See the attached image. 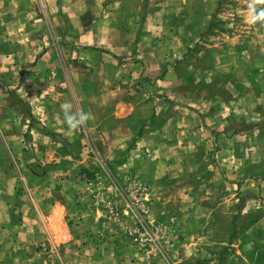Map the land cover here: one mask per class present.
I'll return each instance as SVG.
<instances>
[{"label": "rangeland", "instance_id": "374dc122", "mask_svg": "<svg viewBox=\"0 0 264 264\" xmlns=\"http://www.w3.org/2000/svg\"><path fill=\"white\" fill-rule=\"evenodd\" d=\"M110 1L103 0V3ZM212 3L206 20L212 23V29L206 32L207 25L199 28V34L191 36L183 49H179L176 41H179L176 34H180V29H175L174 23L170 26L164 21L163 25L150 28L156 36L143 46L148 52L144 54L147 59L131 60L128 57L121 60V56L116 58V54L121 53L119 48L117 50L118 44L130 47L132 43L121 45L119 35L123 33V39L129 40L130 31L135 35L139 26L125 28L132 17L121 13L119 20L99 21L100 27L92 28L98 9L94 10L92 0H86V10L81 19L87 26H92L89 32L103 37L104 44L98 48L96 45L99 43H83L76 28L69 33L59 27L51 29L48 26L47 32L53 37L48 50L53 56L37 60L40 67L46 64L45 69L21 77L0 75V84L6 88V91L0 88V101H3L2 97L6 101L0 106V118L11 119L14 113L17 118L15 127L23 147L19 156L21 183H24L23 177L27 181L33 175L34 172H30L32 168L40 173L45 171L42 167L46 164L55 172L57 167L52 165L58 161L60 164V157L66 163L89 167L96 172L98 168L102 169L108 182L112 178L109 169L116 176L123 175L124 169L119 170L117 166H126L125 163L131 162L127 159L144 161L142 163L149 171L156 166L158 169L154 170L164 171V179L167 180L173 179V173L167 175L168 171L180 169L176 178L186 184L202 179L206 169L213 164L241 165L238 178L234 172H230V178L243 182L260 180L255 190V196L260 198L257 204L259 212L243 220L223 222L235 223L234 227H239L241 232L247 231L241 236L242 244L253 246L244 252L246 262L238 264H264V19L253 23L250 15V6L259 12L264 9V0H213ZM115 23L121 27H104V24ZM196 39L198 42L194 43ZM113 45L114 48L111 47ZM180 52H184L181 59L175 60ZM137 54L134 50L133 55ZM28 83L30 92L19 93L14 89ZM62 99L72 105L67 110L71 115H87L83 132L87 135L89 129L92 137L68 143V147L54 148L52 142L37 135L43 132L40 118L44 110L41 106L51 102L58 105ZM116 104L121 106L116 108ZM143 133H149L145 156L113 154L127 145L133 147L135 136ZM94 147L96 153H91ZM0 148H3L1 139ZM83 148L88 152L79 156ZM52 189L58 190L44 183L37 199L43 201L53 192ZM17 190L29 194L26 185ZM108 195L103 191L90 196L95 206L107 214ZM73 196L75 208L78 206L80 210L77 214L85 213L83 206L88 213L84 195L78 192ZM113 199L121 212L128 211L130 215L116 219L109 215L110 220L115 221L117 239L129 240L123 229L136 225L133 213L138 205L123 204L115 196ZM28 206L26 204V208ZM128 220L132 225H126ZM85 223L88 225L89 221ZM27 242L26 246L16 247V258L8 263L97 264L93 263L91 251L85 258L90 259L89 263H83L84 253L80 255L81 262H73L78 258V251L71 250L70 243L63 245L62 250L53 248L52 242L44 235H39L35 244L29 243V239ZM132 243L142 254L136 243ZM64 249L69 250L66 254L70 256V263L62 261L61 251Z\"/></svg>", "mask_w": 264, "mask_h": 264}, {"label": "crops", "instance_id": "0c3cea01", "mask_svg": "<svg viewBox=\"0 0 264 264\" xmlns=\"http://www.w3.org/2000/svg\"><path fill=\"white\" fill-rule=\"evenodd\" d=\"M42 1L38 3V0H0V75L21 77L45 69L46 64L43 63L44 66L40 67L37 60L53 56L48 50L49 44L53 41V37L47 32L48 26L51 29L56 26L69 33L71 29L76 28L83 43H99L96 45L98 48L104 44L103 37L99 38L96 32H89L92 26H87L85 20L81 19L86 10V0ZM92 1L94 10L98 9L97 19H94L96 27L92 28H98L102 22L114 18L119 20L122 14L132 17L125 28L132 29L136 24L139 26L135 35L130 31L129 40L123 39V33L119 35L121 45L132 43L130 47L118 44L117 50L119 48L121 53L120 55L117 53L116 58L121 56V60H126L128 57L131 60L147 59L148 56L144 57V54L148 52L143 46L151 37L154 39L156 36L150 28L163 25L164 21L166 25L172 26L174 23L175 29H180V34H176L179 41H176L180 45L179 49H183V45L191 39V36L195 37L196 33L199 34V28L202 29L207 25V29L210 25L206 20L213 6V0H112L109 3H103V0ZM99 21L101 23L98 25ZM104 27L120 28L121 26L115 23L104 24ZM81 30H84L83 33ZM195 42H198V39ZM134 44L138 47L133 48ZM111 47L114 48V45ZM123 47L126 49L124 50ZM102 50L104 51L103 48ZM134 50L138 52L137 56L133 55ZM183 53L180 52L175 56V60L181 59ZM29 86V83L22 84L15 86L14 89L22 93L28 91ZM0 88L6 91L5 85L0 84ZM2 100L0 106L2 103L6 104L4 97ZM65 103L66 100L62 99L58 105L51 102L41 106L44 110L41 112L42 119L40 118L43 122L41 129L43 132L37 135L52 142L54 148L68 147V143L81 142L87 137H92L89 129L87 130L89 133L84 134V124L77 130L70 129L66 121V110L62 108ZM120 106L116 104V108ZM68 114L71 115L69 112ZM15 117L14 113L11 119L0 118V139L3 141V148H0V264H16L8 263L16 258V247L20 248L22 244L26 246L27 239L31 244L37 243L39 235L46 236L47 240L52 242L53 248L61 249L63 245L70 243L71 250L78 251V258L73 262H81L83 256V263H89L90 259H85L89 254L88 251L93 255V263L97 264L246 262L244 252L250 251L253 247L251 245L245 247L242 244L241 236L246 235L247 231L241 232L239 227H234L235 223L231 225L223 222L243 220L259 212L257 204L260 198L255 196V190L260 180L243 182L230 178V172L237 174L238 178L241 165L232 163L230 165L225 162L213 164L206 169L202 179H195L186 184L176 178L180 169L168 171L167 175L173 173L171 177L173 179L167 180L164 179V171L154 170V168L158 169L156 166L149 171L143 165L144 161L127 159L131 162L125 163L126 166H117L119 170L124 169L123 175L116 176L109 169L112 178L108 182L102 174V169L97 167L96 172L89 167L66 163L65 159L60 157L61 163L59 164L58 161L52 165L57 167L54 168L55 172L46 164L42 167L45 171L40 173L38 169L32 168L30 172H34L33 175L27 181L23 177L24 183H21L19 175L22 165L19 164V156L23 147L20 134L15 127L17 121ZM148 134H137L133 147L127 145L113 154L126 155V157L145 156V152H148V149H145L148 146ZM95 148L94 152L92 150L90 152L96 153ZM87 152L83 148L79 156ZM223 155L224 153L221 154ZM56 169L59 173H56ZM58 174L61 177L58 178ZM44 183L58 190L52 189L53 192L41 201L37 196ZM23 185H26L29 194L17 190ZM133 186L134 188L131 189ZM106 189L112 190L118 202L127 205L132 202L135 194H140L141 209L144 212H134V221L141 222L144 227L151 230L157 226L161 227L164 239L160 246H164L166 241L173 244L167 256L168 262L162 261L163 259L158 256L147 259L143 253L138 252L130 240L117 239L118 231L113 224L115 221L110 220L109 214L102 213L99 206H95L90 198L91 195L96 196ZM78 192L84 195V205H87L88 213L83 206L85 213L77 214L80 210L78 211V206L75 208L73 195ZM26 204L29 205L27 208ZM74 220L79 222L76 223ZM86 221H89L88 225ZM126 225L130 226L132 222L128 220ZM62 252V261L70 263V256L66 254L69 250L64 249ZM82 253L84 255L80 256Z\"/></svg>", "mask_w": 264, "mask_h": 264}, {"label": "built area", "instance_id": "2783aa9c", "mask_svg": "<svg viewBox=\"0 0 264 264\" xmlns=\"http://www.w3.org/2000/svg\"><path fill=\"white\" fill-rule=\"evenodd\" d=\"M133 182V181H132ZM134 184V182H133ZM131 187V189H133ZM108 195V199L106 200V209L110 216H113L114 219L117 217L123 216H130L128 211H122L116 206L114 199H113V193L112 190L106 189L105 190ZM136 193V192H135ZM140 194H135L131 204L134 206H137L138 209L135 208L137 213L140 211L143 213L144 211L141 209L140 204ZM137 221V220H136ZM124 235L132 242L136 243V246H138L139 250L143 253L145 258L150 257H160L164 260H167L168 253L170 251V247H172V242L166 241L164 243V246H160L161 242L164 239V233L162 234L161 227L157 226L153 230L150 228L144 227L143 224L140 222L136 223V225L129 229H123ZM170 255V254H169ZM168 261V260H167Z\"/></svg>", "mask_w": 264, "mask_h": 264}, {"label": "clouds", "instance_id": "9594fccd", "mask_svg": "<svg viewBox=\"0 0 264 264\" xmlns=\"http://www.w3.org/2000/svg\"><path fill=\"white\" fill-rule=\"evenodd\" d=\"M250 15L251 22L255 23L258 20L264 19V9H260L259 12L255 9V7L250 6ZM72 107L71 104L65 103L62 105V108L66 110V121L70 129L77 130L79 129L85 121L88 119L86 114H78L77 116L69 115L67 110Z\"/></svg>", "mask_w": 264, "mask_h": 264}, {"label": "trees", "instance_id": "16d2710c", "mask_svg": "<svg viewBox=\"0 0 264 264\" xmlns=\"http://www.w3.org/2000/svg\"><path fill=\"white\" fill-rule=\"evenodd\" d=\"M211 29H212V23L207 27L206 32H210Z\"/></svg>", "mask_w": 264, "mask_h": 264}]
</instances>
